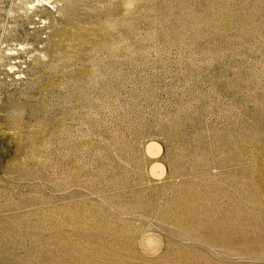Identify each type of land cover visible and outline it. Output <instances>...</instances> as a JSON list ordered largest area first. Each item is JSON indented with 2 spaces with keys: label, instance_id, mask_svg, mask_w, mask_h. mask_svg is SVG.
I'll list each match as a JSON object with an SVG mask.
<instances>
[{
  "label": "rangeland",
  "instance_id": "rangeland-1",
  "mask_svg": "<svg viewBox=\"0 0 264 264\" xmlns=\"http://www.w3.org/2000/svg\"><path fill=\"white\" fill-rule=\"evenodd\" d=\"M46 1L0 0V264H264V0Z\"/></svg>",
  "mask_w": 264,
  "mask_h": 264
},
{
  "label": "bare ground",
  "instance_id": "bare-ground-1",
  "mask_svg": "<svg viewBox=\"0 0 264 264\" xmlns=\"http://www.w3.org/2000/svg\"><path fill=\"white\" fill-rule=\"evenodd\" d=\"M36 2H37V3H40V4H41L42 2L47 3L46 0H36ZM37 3H36V4H37ZM32 6H33V5H31V7H32ZM9 53L11 54V52H9ZM13 53H14V52H13ZM9 69H10V70H13V69H14V66H10Z\"/></svg>",
  "mask_w": 264,
  "mask_h": 264
}]
</instances>
